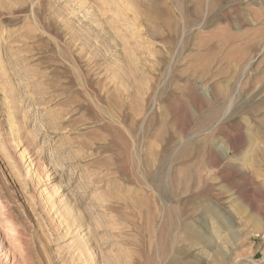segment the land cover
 <instances>
[{"label":"rangeland","instance_id":"374dc122","mask_svg":"<svg viewBox=\"0 0 264 264\" xmlns=\"http://www.w3.org/2000/svg\"><path fill=\"white\" fill-rule=\"evenodd\" d=\"M0 240L264 264V0H0Z\"/></svg>","mask_w":264,"mask_h":264},{"label":"bare ground","instance_id":"6f19581e","mask_svg":"<svg viewBox=\"0 0 264 264\" xmlns=\"http://www.w3.org/2000/svg\"><path fill=\"white\" fill-rule=\"evenodd\" d=\"M2 206V205H1ZM12 233V232H11ZM7 238V237H6ZM9 238V237H8ZM9 240V239H8ZM18 240V239H17ZM1 241V240H0ZM12 241V240H11ZM2 242V241H1ZM0 242V243H1ZM18 242V241H17ZM7 243V242H6ZM21 243V242H20ZM8 244V243H7ZM18 244V243H17ZM2 246V244H0ZM8 247V246H7ZM9 249V248H8ZM6 251V250H5ZM227 254V253H226ZM218 256V255H217Z\"/></svg>","mask_w":264,"mask_h":264}]
</instances>
